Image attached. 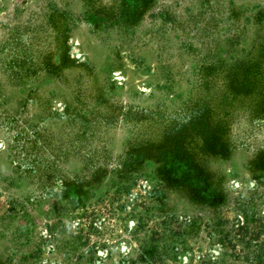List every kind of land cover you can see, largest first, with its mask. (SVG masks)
Listing matches in <instances>:
<instances>
[{
	"label": "rangeland",
	"instance_id": "rangeland-1",
	"mask_svg": "<svg viewBox=\"0 0 264 264\" xmlns=\"http://www.w3.org/2000/svg\"><path fill=\"white\" fill-rule=\"evenodd\" d=\"M0 264H264V0H0Z\"/></svg>",
	"mask_w": 264,
	"mask_h": 264
},
{
	"label": "bare ground",
	"instance_id": "bare-ground-1",
	"mask_svg": "<svg viewBox=\"0 0 264 264\" xmlns=\"http://www.w3.org/2000/svg\"><path fill=\"white\" fill-rule=\"evenodd\" d=\"M117 145H118V144H117ZM119 147H120L119 145H118V146H115V148H118V149H119Z\"/></svg>",
	"mask_w": 264,
	"mask_h": 264
}]
</instances>
